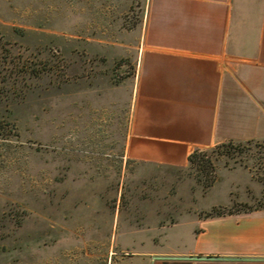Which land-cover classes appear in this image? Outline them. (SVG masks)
Here are the masks:
<instances>
[{"label":"rangeland","instance_id":"obj_1","mask_svg":"<svg viewBox=\"0 0 264 264\" xmlns=\"http://www.w3.org/2000/svg\"><path fill=\"white\" fill-rule=\"evenodd\" d=\"M143 2L0 0V264H146L188 243L168 227L264 209L263 142L125 160Z\"/></svg>","mask_w":264,"mask_h":264},{"label":"crops","instance_id":"obj_2","mask_svg":"<svg viewBox=\"0 0 264 264\" xmlns=\"http://www.w3.org/2000/svg\"><path fill=\"white\" fill-rule=\"evenodd\" d=\"M143 3L125 160L181 168L197 150L264 143V0ZM180 224L187 244L128 256L146 264H264V209L197 217L167 231ZM134 230L133 248L156 243ZM167 234L155 245L166 246Z\"/></svg>","mask_w":264,"mask_h":264},{"label":"trees","instance_id":"obj_3","mask_svg":"<svg viewBox=\"0 0 264 264\" xmlns=\"http://www.w3.org/2000/svg\"><path fill=\"white\" fill-rule=\"evenodd\" d=\"M197 151H198V150H197ZM197 151L193 152V153L191 154V156L189 157V162H190L191 164L196 163V160H195V159L197 158V153H198ZM213 210L216 211L217 208H215V209H213ZM214 211L210 212V213L207 214L205 217H206V218H213V217H221V216H225V215H232V214H234V213H232V212L226 214V213L214 212Z\"/></svg>","mask_w":264,"mask_h":264}]
</instances>
